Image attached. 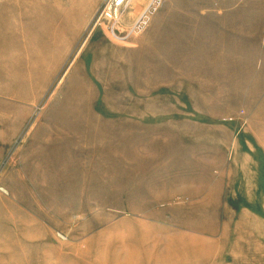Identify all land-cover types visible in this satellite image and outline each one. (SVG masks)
<instances>
[{
    "label": "rangeland",
    "instance_id": "1",
    "mask_svg": "<svg viewBox=\"0 0 264 264\" xmlns=\"http://www.w3.org/2000/svg\"><path fill=\"white\" fill-rule=\"evenodd\" d=\"M0 0V264H264V0Z\"/></svg>",
    "mask_w": 264,
    "mask_h": 264
},
{
    "label": "built area",
    "instance_id": "2",
    "mask_svg": "<svg viewBox=\"0 0 264 264\" xmlns=\"http://www.w3.org/2000/svg\"><path fill=\"white\" fill-rule=\"evenodd\" d=\"M127 0H104L98 11V19L102 17L107 20H116L119 12L124 7Z\"/></svg>",
    "mask_w": 264,
    "mask_h": 264
}]
</instances>
